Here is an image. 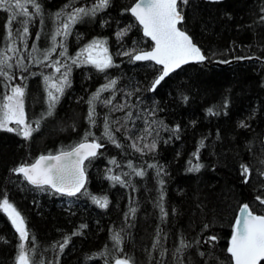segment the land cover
I'll use <instances>...</instances> for the list:
<instances>
[{"label": "trees", "instance_id": "1", "mask_svg": "<svg viewBox=\"0 0 264 264\" xmlns=\"http://www.w3.org/2000/svg\"><path fill=\"white\" fill-rule=\"evenodd\" d=\"M38 2L44 23L41 25L39 18L34 19L29 26L28 44L35 42L45 49L50 46V34L57 27L53 23L54 14L69 0ZM135 2L110 0L109 6L95 17H85L75 24L67 37L70 56L93 40L106 41L114 67L99 73L91 66H73L71 86L65 89L53 115L42 121L30 139L0 130V197L6 193L25 219L30 234L25 242L26 254L32 260L43 259L44 264H106V261L114 264L115 259L129 257L130 264H157L160 260L163 264H176L173 253L181 238L191 245L179 254L183 264H231L227 247L240 207L249 204L264 214V205L255 199L257 195L264 197V176L260 174L264 171L261 163L264 160V20L261 19L264 0H189L187 5H182L185 19L180 28L201 49L207 61L181 67L153 92L149 89L160 75V67L149 62H129L128 56L120 55L134 48L145 51L152 48L128 12ZM74 3L77 7H91L94 0H74ZM7 17L8 13L0 10V48L4 46ZM129 25L131 29L118 39L117 32L128 29ZM19 27L18 23L13 24L14 29ZM37 32L41 33L39 40H36ZM17 47L22 49L19 41ZM241 58L255 60L225 68L210 66L213 61ZM30 71L53 72L51 68L35 66ZM15 75L19 77L21 73L16 71ZM22 75L27 76L24 103L31 121L47 109L45 85L41 75ZM108 79H115L117 85L102 93L101 99H112V105L96 103L97 123L90 128L87 101ZM4 83L0 78V96L8 93ZM20 84L19 78L12 81L13 86ZM121 104L128 107L110 111ZM209 109L214 114H209ZM128 112L132 118L126 121ZM106 114L111 120L119 121L113 128L125 125L121 131L114 132L124 147L118 148L107 139L100 140L103 148L90 163L86 162L85 184L91 196L107 198L106 208L98 207L90 195L69 197L48 188L33 187L12 171L30 165L41 155L68 149L79 143L87 131L100 137ZM241 123L246 126L241 127ZM145 127H149L151 136L144 132ZM177 128L179 131H172ZM140 136L146 139L139 141V147L155 139V150L143 149L144 154L135 151L131 144ZM201 140L204 147L200 148L197 160L193 153ZM112 159L119 167L109 163ZM189 160L202 165L198 172L188 171ZM129 162L135 169L144 170L145 175L135 176L127 167ZM149 164L156 167L149 168ZM242 164L249 167L247 183ZM123 172L130 173L132 186L122 187L107 178ZM122 179L127 181L129 177ZM161 192L167 213L163 221L156 206L161 202ZM132 207L137 209L134 215L129 212ZM158 229L161 245L167 250L163 257L160 249L152 248ZM118 231L121 243L116 246L111 237ZM75 232L79 235H73ZM32 236L35 244L31 243ZM210 236L217 239L210 241ZM65 237L70 240L60 252L59 243ZM19 243V234L0 210V264H16ZM53 244L57 245L55 250ZM101 252L105 255H97Z\"/></svg>", "mask_w": 264, "mask_h": 264}, {"label": "snow or ice", "instance_id": "2", "mask_svg": "<svg viewBox=\"0 0 264 264\" xmlns=\"http://www.w3.org/2000/svg\"><path fill=\"white\" fill-rule=\"evenodd\" d=\"M188 2L189 0H138L137 3L128 9L141 26L143 35L154 43V47L150 51L134 48L129 51H123L120 55L128 56L129 62L154 61L155 64L162 66L161 74L153 81L150 91H155L165 77H168L171 72H174L182 65L190 62H203L206 58L202 54L201 49L193 43L190 36L178 27L185 19L182 5H187ZM109 4L110 0H94L91 7H77L74 0H69L61 11L54 14L53 23L57 27L50 34V46L40 49L35 42L31 46L28 44L29 26L34 19L39 18L41 25L44 23L42 7L38 0H0V10L8 13L5 24L6 34L3 38L4 46L0 48V78L6 82L3 87L8 89L7 94L0 96V130L16 132L17 135L22 136L25 140L30 139L33 132L39 130L42 121L53 115L65 89L71 86L69 77L73 66H91L99 73H105L107 69L115 66L112 57L108 54L106 41L93 40L85 45L75 56L68 54L66 44L67 37L72 34L75 24L82 21L85 17H95L97 13L106 9ZM261 19L264 20V17H261ZM14 23H18L20 27L14 29ZM131 27L132 25H129L128 29L118 31L117 38L123 37ZM40 36L41 33L37 32L36 40H39ZM57 37H61V39L58 41ZM17 41L22 45V49L17 47ZM57 49H59L58 52ZM33 66L41 69L51 68L53 72L50 74H44L43 71L33 73L30 71ZM16 71L21 73L19 77L15 75ZM23 73L41 75L45 85L47 109L37 119L31 121L25 112L24 97L27 87L25 83L27 76H23ZM55 74H59V76ZM15 78L21 80L20 85H12V81ZM116 85L117 81L115 79H108L87 101L89 105L87 119L90 128L96 126L97 123L96 103L100 102L105 107L112 105V99H101L102 93L113 90ZM185 99L187 98L185 97ZM126 107H128L127 104L115 105L110 111H123ZM208 112L209 114H214L212 109H209ZM131 118L132 113L128 112L125 118L126 121L131 120ZM117 123L119 121L111 120L109 115L106 114L103 118V132L100 137H95L91 131H87L79 143L70 146L68 149H62L55 155H41L34 163L21 165L12 171L17 175H23L28 184L41 190L48 188L69 197L77 196V194L90 195L85 187L87 169L85 161L90 163L91 159L97 157L99 154L98 150L103 147V144L99 142L100 140L107 139L118 148L124 147L118 142L114 132L121 131V128H124L125 125L113 128V124ZM147 123L145 121V124ZM10 124H15L16 127H9ZM33 124L35 127H33ZM240 126L245 127L246 125L241 123ZM149 127H145L144 132L151 136L152 132L149 131ZM172 131H179V129ZM90 137L91 141H89ZM144 139H146L145 136L136 137L131 147L135 151L141 152V154H144L143 149L154 151L156 148L155 139H153L151 144L144 143L143 148L138 146L139 141ZM203 147L204 142L201 140L199 147L193 153V157L197 160L199 159V150ZM109 163L119 167L115 159L110 160ZM188 163L191 165L188 168L190 172H198L202 167L199 163L194 164L192 160H189ZM261 163H264V160ZM127 167L135 176L143 177L145 175L144 170L135 169L131 162L127 164ZM148 167L154 168L156 166L149 164ZM241 169L242 175H245L244 182L247 183L249 167L242 164ZM108 171L111 172V169ZM160 171L159 169L157 170V176L160 175ZM260 174L264 176V171ZM122 176L129 177V179L125 181ZM107 178L113 183H119L122 187L132 186L129 172H123L120 175H109ZM159 183L162 187L163 181L161 180ZM90 198L100 208L108 206L106 197L98 198L90 195ZM163 198V192H161V202L156 205L160 209L162 221L167 216L162 203ZM255 199L260 205H264V197L257 195ZM0 210L7 215L15 231L19 234L20 243L18 245L19 252L16 257V264H30V262L31 264H44L43 259L38 257L36 260H32L26 254L25 242L29 241L30 234L26 228L24 217L10 203L6 193L0 197ZM136 211L135 207L129 210L132 215ZM239 212L240 214L235 218L232 235L227 247L231 264H261V262H264V214H259L249 204L242 205ZM127 215L128 213H126ZM80 227L84 228L86 225H81ZM73 235H79V232H75ZM160 235L161 231L158 229L157 239L154 240L152 248L153 250L160 249V255L163 257L167 250L161 245ZM111 239L116 246H119L121 243L120 232H115ZM208 239L215 241L217 238L210 236ZM69 240L70 237H65L62 243L58 242L60 252H63ZM31 243H36L34 236L31 237ZM190 246L181 238L179 246L173 253L176 264H183V261L179 259V254ZM56 247V244L52 245L53 250ZM30 251L35 252L37 249H30ZM97 255L104 256L105 253L101 252ZM130 261V257L115 259L114 264H130ZM157 264H163V260L157 261Z\"/></svg>", "mask_w": 264, "mask_h": 264}, {"label": "water", "instance_id": "3", "mask_svg": "<svg viewBox=\"0 0 264 264\" xmlns=\"http://www.w3.org/2000/svg\"><path fill=\"white\" fill-rule=\"evenodd\" d=\"M207 1H211V2H213V1H219V0H207ZM138 2V0H136V2L135 3H137ZM134 3V4H135ZM133 4V5H134ZM132 5V6H133ZM129 13H130V11H129ZM130 15H131V13H130ZM132 16V15H131ZM133 17V16H132ZM134 18V17H133ZM135 19V18H134ZM136 21V20H135ZM137 22V21H136ZM137 24H138V22H137ZM139 25V24H138ZM181 25H178V27H180ZM139 27L141 28V26L139 25ZM141 32H142V35H143V30H142V28H141ZM144 36V35H143ZM145 37V36H144ZM146 39H148L150 42H151V44H152V47H154V43L149 39V38H147V37H145ZM152 49V48H151ZM150 49V50H151ZM150 50H148V51H150ZM202 52V51H201ZM203 54V53H202ZM255 59H253V58H241V59H233V60H230V61H227V62H220V61H213V62H211L210 63V66L211 67H216V68H225V67H227V66H230V65H232V64H234V63H237V62H249V61H254ZM206 58H205V60L203 61V62H190V63H188V64H185V65H182L181 67H183V66H186V65H190V64H205L206 63ZM139 62H151V63H153L154 65H156L157 67H160V69L162 70V66H160V65H157V64H155V62L154 61H139ZM180 67V68H181ZM180 68H178V69H176L175 71H177V70H179ZM174 71V72H175ZM173 72H171L170 74H172ZM161 74V73H160ZM169 74V75H170ZM167 77H165V79H166ZM162 82V81H161ZM100 150V149H99ZM98 150V151H99ZM58 154V153H57ZM52 155H55V154H52ZM45 156H47V155H45ZM40 157V156H39ZM39 157H37L36 159H38ZM35 159V160H36ZM35 162V161H34ZM33 162V163H34ZM87 161H85V163H86ZM23 176V175H22ZM32 186V185H31ZM34 187V186H33ZM56 193V192H55ZM57 194H60V193H57ZM60 195H62V194H60ZM78 195V194H77ZM64 196H66V195H64ZM240 214V212L238 211V214H237V216Z\"/></svg>", "mask_w": 264, "mask_h": 264}, {"label": "bare ground", "instance_id": "4", "mask_svg": "<svg viewBox=\"0 0 264 264\" xmlns=\"http://www.w3.org/2000/svg\"><path fill=\"white\" fill-rule=\"evenodd\" d=\"M204 1H207V0H204ZM207 2H211V1H207ZM213 2H215V1H213ZM129 12V11H128ZM130 14V13H129ZM144 37V36H143ZM136 62H139V61H136ZM141 63H147V62H141ZM149 63H151V62H149ZM153 64V63H152ZM154 65V64H153ZM156 66V65H155ZM151 88V87H150ZM150 92H153V91H150ZM45 103V102H44ZM90 141V140H89ZM103 148V147H102ZM101 148V149H102Z\"/></svg>", "mask_w": 264, "mask_h": 264}, {"label": "rangeland", "instance_id": "5", "mask_svg": "<svg viewBox=\"0 0 264 264\" xmlns=\"http://www.w3.org/2000/svg\"><path fill=\"white\" fill-rule=\"evenodd\" d=\"M9 127H16V125L15 124H10Z\"/></svg>", "mask_w": 264, "mask_h": 264}]
</instances>
